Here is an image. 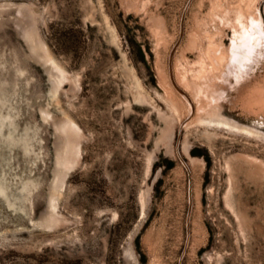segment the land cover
Listing matches in <instances>:
<instances>
[{
    "label": "rangeland",
    "instance_id": "obj_1",
    "mask_svg": "<svg viewBox=\"0 0 264 264\" xmlns=\"http://www.w3.org/2000/svg\"><path fill=\"white\" fill-rule=\"evenodd\" d=\"M0 264H264V0H0Z\"/></svg>",
    "mask_w": 264,
    "mask_h": 264
},
{
    "label": "bare ground",
    "instance_id": "obj_2",
    "mask_svg": "<svg viewBox=\"0 0 264 264\" xmlns=\"http://www.w3.org/2000/svg\"><path fill=\"white\" fill-rule=\"evenodd\" d=\"M234 49V48H233ZM222 56V55H221ZM236 57H238V56H236ZM210 71V70H209ZM190 86V85H189Z\"/></svg>",
    "mask_w": 264,
    "mask_h": 264
}]
</instances>
